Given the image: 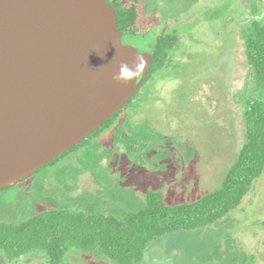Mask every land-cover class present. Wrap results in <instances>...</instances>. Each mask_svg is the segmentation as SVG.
<instances>
[{
    "label": "rangeland",
    "instance_id": "rangeland-1",
    "mask_svg": "<svg viewBox=\"0 0 264 264\" xmlns=\"http://www.w3.org/2000/svg\"><path fill=\"white\" fill-rule=\"evenodd\" d=\"M144 15L155 27L124 43L154 53L160 38L179 36L169 67L82 145L1 190L0 222L54 209L121 218L139 212L151 191L180 205L222 186L246 141L247 102L264 99L246 54L247 30L264 24V0H147ZM0 264L50 262L43 253L9 262L0 251ZM64 264L115 263L72 250ZM144 264H264V174L236 211L157 241Z\"/></svg>",
    "mask_w": 264,
    "mask_h": 264
},
{
    "label": "water",
    "instance_id": "water-1",
    "mask_svg": "<svg viewBox=\"0 0 264 264\" xmlns=\"http://www.w3.org/2000/svg\"><path fill=\"white\" fill-rule=\"evenodd\" d=\"M124 36L107 0H0V191L91 137L138 92L154 53Z\"/></svg>",
    "mask_w": 264,
    "mask_h": 264
},
{
    "label": "trees",
    "instance_id": "trees-1",
    "mask_svg": "<svg viewBox=\"0 0 264 264\" xmlns=\"http://www.w3.org/2000/svg\"><path fill=\"white\" fill-rule=\"evenodd\" d=\"M107 1L117 9L119 28L125 35L144 36L155 27L153 19L144 15L147 0ZM179 42L177 35L158 40L154 63L144 84L169 67L170 52ZM246 54L255 72L257 87L264 91L263 23L254 21L247 30ZM245 120L246 141L222 186L214 192L191 203L169 205L163 193L151 191L139 212H129L121 218L105 213L54 209L19 223L0 222V251L9 262L43 253L50 264H64L66 256L72 250H78L98 252L115 264H144L148 251L157 241L174 233L201 231L228 217L243 204L263 176L264 99L248 100Z\"/></svg>",
    "mask_w": 264,
    "mask_h": 264
},
{
    "label": "clouds",
    "instance_id": "clouds-1",
    "mask_svg": "<svg viewBox=\"0 0 264 264\" xmlns=\"http://www.w3.org/2000/svg\"><path fill=\"white\" fill-rule=\"evenodd\" d=\"M143 62H144V60H143V59H140V60H139V65H138V67H140L141 63H143ZM122 71H123V72H127L129 75L134 76L133 72L130 71L129 68H128L127 66H122V67H121V71H120V73H121ZM117 79H118L119 81H121V80H120V74H119V77H118Z\"/></svg>",
    "mask_w": 264,
    "mask_h": 264
}]
</instances>
